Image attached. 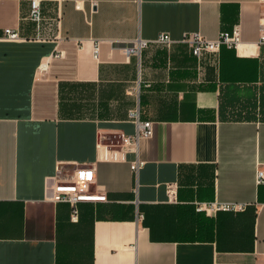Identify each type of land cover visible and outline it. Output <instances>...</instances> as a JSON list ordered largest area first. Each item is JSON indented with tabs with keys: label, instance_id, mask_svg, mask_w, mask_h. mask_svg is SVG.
I'll return each mask as SVG.
<instances>
[{
	"label": "crops",
	"instance_id": "crops-1",
	"mask_svg": "<svg viewBox=\"0 0 264 264\" xmlns=\"http://www.w3.org/2000/svg\"><path fill=\"white\" fill-rule=\"evenodd\" d=\"M40 3L38 24L0 0V264H264V0ZM235 26L237 48L183 42ZM80 167L98 198L73 221L49 187ZM214 200L245 207L196 209Z\"/></svg>",
	"mask_w": 264,
	"mask_h": 264
},
{
	"label": "built area",
	"instance_id": "built-area-1",
	"mask_svg": "<svg viewBox=\"0 0 264 264\" xmlns=\"http://www.w3.org/2000/svg\"><path fill=\"white\" fill-rule=\"evenodd\" d=\"M30 18L37 22H41L43 18L42 7L40 0H31ZM5 37L9 40L20 39L19 33L12 28L5 29ZM157 43L170 44L172 43L171 36L162 32L156 39ZM183 42H186L191 47L192 53L199 57L206 52H218L222 46L229 48H237L241 42V30L239 26H235L231 31H221L214 39H209L198 32L188 33L183 37ZM259 43L264 45V12L260 18V36ZM147 44L146 41L140 40L133 43L128 48V52L139 55L143 47ZM98 46L95 47L94 56H98ZM62 52H56V56H61ZM131 118L136 124V133L125 139L127 146L135 148L137 141L143 136H151L153 132L152 121H142L137 110L131 112ZM141 162L136 161L132 167L138 170ZM94 172L90 167L76 168L68 172L64 176L54 178V183L49 187L50 198L55 202H67L71 206V220L78 221L79 219V203L85 201H95L98 197L91 190V184L94 183ZM256 181L258 184L264 183V171L258 170ZM244 204L235 202L214 201H197L196 209L204 211L207 214H213L217 211H240L244 209ZM262 264V263H256Z\"/></svg>",
	"mask_w": 264,
	"mask_h": 264
}]
</instances>
